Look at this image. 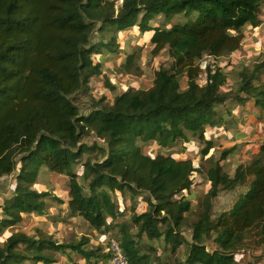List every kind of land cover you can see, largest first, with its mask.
<instances>
[{"label":"trees","instance_id":"trees-1","mask_svg":"<svg viewBox=\"0 0 264 264\" xmlns=\"http://www.w3.org/2000/svg\"><path fill=\"white\" fill-rule=\"evenodd\" d=\"M263 5L264 0H123L117 9L115 0H0V177L16 174L13 192L0 204V233L25 215L45 214L51 197L97 230L111 224L114 228L126 208L120 211L114 193L129 192L132 198L146 193L148 209L132 215L139 236L163 237L174 252L187 242V258L177 264H240L236 253L246 232L264 221V139L255 159L238 165L234 174L221 163L234 147L213 160L207 171L211 188L192 225L191 241L183 228L192 201L183 191L192 187V175L199 169L192 159L152 156L143 145L154 142L170 150L198 138L205 144V156L216 146L212 135L229 128L226 120L233 106L219 109L230 97L220 91L227 78L223 70L208 65L202 85L199 61L205 55L237 53L246 39L244 28L262 24ZM160 15L168 22L179 15L186 20L166 28L153 23ZM98 25L102 40L93 43ZM131 28H138L151 44V57L168 51L172 66L158 69L150 87L129 88L110 103L102 97L90 113L82 114L73 96L103 73L102 62L93 55L121 54L118 33ZM118 71H138L136 51L126 55ZM263 72L264 59L240 71L239 91L248 96L237 97L240 104L251 98L264 110ZM106 84L115 90L109 78ZM91 132L105 144L99 146L103 157L81 163L95 146L82 143ZM80 163L82 175L76 171ZM47 172L68 176L65 199L34 187ZM251 177L234 206L213 218V198ZM121 231V247L131 264H169L152 262L149 253H142L127 225ZM211 238L217 245L213 251L206 244ZM89 241L59 243L14 232L0 244V264L57 262L46 250L76 253L87 264H109L110 253L103 247L85 248Z\"/></svg>","mask_w":264,"mask_h":264},{"label":"rangeland","instance_id":"rangeland-1","mask_svg":"<svg viewBox=\"0 0 264 264\" xmlns=\"http://www.w3.org/2000/svg\"><path fill=\"white\" fill-rule=\"evenodd\" d=\"M116 8L122 5L123 0H115ZM261 18L264 22V5L261 9ZM186 20V16L179 15L174 17L171 22H168L165 16H158L153 23L162 27L170 28L173 24ZM99 26L94 31L92 42L98 43L102 40V33ZM246 34L245 42L241 49L231 55L213 58L205 55L199 62L202 64L203 73L199 77V82L204 85L206 79V67L212 65V69L220 67L226 74L227 78L221 86L220 91L228 96L229 99L225 104L219 105V109L226 110L227 107L233 106L232 115L227 117L229 128L219 136L212 135L215 140V147L212 148L208 155H203L202 151L205 147L204 142L200 139L192 140L188 143H180L170 150L161 148L154 142L143 145L146 153L155 156L159 153L172 154L175 158L192 159L194 165L199 169L198 172L193 173V185L189 190H184L183 194L192 201V210L187 213V223L183 228V235L186 241H191L192 225L199 219V212L202 208L203 200L209 195L211 182L208 179L207 171L213 165V160L220 157L224 149L233 151L226 160H222L224 170L230 174H234L235 169L240 164L248 165L256 157L258 147L264 139V132L256 134L257 136H246V129L251 130L261 124L264 128V110L253 106V99L246 98L245 102L240 104L237 97H248L244 92H240L239 88L242 85V77L240 71L244 68L253 69L255 63L264 59V39L263 43L257 44L256 41L262 36L252 26L244 28ZM259 37V38H258ZM145 37L140 33L138 28H131L127 31L118 33V40L122 50L119 53H95L93 56L95 61H100L103 64V73L94 76L90 79L88 88L81 90L73 96L74 101L80 107V112L87 115L91 112L95 103L102 97H106V102H112L114 97L129 88H148L152 85L155 78V72L161 67L170 68L173 64L172 58L168 51H162L156 57L149 55L151 44L144 40ZM257 44V45H256ZM136 51V65L138 71L129 74H121L118 69L125 61L127 54ZM106 78L110 79L115 90L110 89L106 84ZM264 81V72L262 73L261 82ZM187 79L182 80V86L186 87ZM256 84L259 81L255 80ZM249 104V106H248ZM256 109V110H255ZM253 113L257 114L254 117ZM254 117L255 121L249 120ZM250 127H253L251 129ZM236 131L233 132L232 130ZM230 130V132H229ZM227 131V132H226ZM263 131V130H262ZM234 133V134H231ZM206 138L211 135L205 134ZM82 143L87 145H94L91 151L84 153L81 158L82 161L87 160L88 157L94 159H101L103 154L99 150V146H105L103 140L99 139L95 133L91 132L85 134ZM212 157V158H211ZM76 167V171L80 175L83 174V164ZM16 174L5 175L0 177V204L2 205L5 199L13 192ZM80 178L84 187L87 190V181ZM252 177L248 179L247 183L238 186L233 190H221L218 195L213 198V218H217L222 212L229 211L236 201L248 189V183ZM68 183V176L58 173H44L41 180L34 187L38 190H51L54 195L64 198L66 196L65 186ZM114 198L117 201L120 211L125 206V212L122 216L117 218L114 228L112 224L108 228L97 230L92 227L84 218L80 216H72L67 212L66 206L61 205L55 198H50L49 208L45 214L25 215L23 221L14 227H9L0 233V244H3L6 239L14 232L23 231L35 238L52 239L59 243L77 242L82 238L90 239L85 248H106L108 242L112 238L120 240L122 231L121 226L127 225L130 233L138 241L142 253L150 254L152 262L166 261L169 264H177L180 261H185L187 258L189 244L186 242L182 244L176 252L172 251V245L165 242L164 238L149 239L146 234L138 235V227L132 220L133 212L142 213L149 207L148 195L146 193L137 195L135 198L131 197L128 192L123 196L121 192L116 191ZM1 217V209H0ZM111 220V219H110ZM209 250L213 251L217 245L213 238L206 241ZM53 257L57 258L54 264H87L85 259H81L78 254H63L61 251L46 250ZM237 260L240 264H264V221L259 223L253 229L246 232V238L242 248L236 253Z\"/></svg>","mask_w":264,"mask_h":264},{"label":"built area","instance_id":"built-area-1","mask_svg":"<svg viewBox=\"0 0 264 264\" xmlns=\"http://www.w3.org/2000/svg\"><path fill=\"white\" fill-rule=\"evenodd\" d=\"M105 252L110 253L109 264H131L122 250L121 241L116 238L110 239Z\"/></svg>","mask_w":264,"mask_h":264},{"label":"crops","instance_id":"crops-1","mask_svg":"<svg viewBox=\"0 0 264 264\" xmlns=\"http://www.w3.org/2000/svg\"><path fill=\"white\" fill-rule=\"evenodd\" d=\"M263 7V6H262ZM255 30H257V32L259 33V34H261L262 33V36L260 35V38L256 41V43L257 44H259V43H263V39H264V22H262V24L259 26V27H256V28H254ZM246 40H247V38H246ZM244 42H245V40H244ZM243 42V43H244ZM256 44V45H257ZM248 106H249V104H248ZM253 106H255L254 105V102H253ZM256 110V109H255ZM264 114V113H263ZM253 115H254V117L255 116H257V114H255V113H253ZM254 117H251L249 120H251V121H255V119H254ZM251 129H253V127H250ZM226 129L224 128V127H221V128H218L216 131H215V136H219L220 134H222V132L223 131H225ZM250 129L249 128H247L246 129V136H257L256 134H260L261 132H264V128H262L261 127V124L260 125H258V127H255L254 126V129L253 130H251V131H249ZM263 130V131H262ZM233 132H235L236 130L235 129H233L232 130ZM227 132V131H226ZM229 132H230V130H229ZM231 134H234V133H231ZM124 210V209H123ZM79 263L80 264H83L82 263V261H79ZM100 264H103L102 262H100Z\"/></svg>","mask_w":264,"mask_h":264}]
</instances>
